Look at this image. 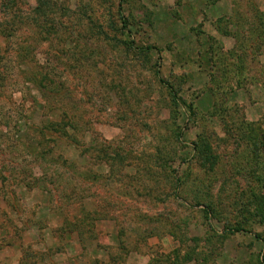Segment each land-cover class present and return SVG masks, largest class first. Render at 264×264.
Segmentation results:
<instances>
[{"label": "rangeland", "instance_id": "374dc122", "mask_svg": "<svg viewBox=\"0 0 264 264\" xmlns=\"http://www.w3.org/2000/svg\"><path fill=\"white\" fill-rule=\"evenodd\" d=\"M54 1L0 35V264H263L264 0Z\"/></svg>", "mask_w": 264, "mask_h": 264}, {"label": "trees", "instance_id": "16d2710c", "mask_svg": "<svg viewBox=\"0 0 264 264\" xmlns=\"http://www.w3.org/2000/svg\"><path fill=\"white\" fill-rule=\"evenodd\" d=\"M19 1L20 0H4L3 2L0 3V5L4 9V13L7 12L11 16V18L8 22L7 21L6 22H3V21L0 22V35L1 36H3V35L5 36L6 34H8L9 36L15 35L16 31L22 25L27 23V21H28V24L30 26L37 27V29H40V30L42 29L44 31H47V29L51 30L54 26H56L57 18H53V15H56L58 10H59L58 8H56V7H58L57 1H54V0H37L36 6L28 12L29 14L24 13V10L18 6ZM63 2L64 1H62V3ZM119 10H120V15H121L123 26L127 30L128 36H130L131 30H129L128 19L124 13L123 0L120 1ZM62 15H64V13H62ZM46 33H47V35H55L53 33L50 34L51 32H49V33L46 32ZM30 36H34V35L30 34ZM31 45H32L31 43L28 44V48ZM132 46L134 48L137 47V46H135V40L134 39H132L129 43V47H132ZM150 48L151 47H146V48L137 47V49L141 50L142 52L148 51ZM23 49H24V47H22V50ZM22 54L23 53L20 54L19 58L23 57ZM0 64H1V62H0ZM30 75H31L30 78L36 79L34 71H31ZM0 77H1V66H0ZM63 77H64V74H63V76H60L61 79H63ZM41 78L42 77L38 78V82L41 81ZM34 81H36V80H34ZM41 87H43V86H41ZM62 90L63 89H62L61 82L58 84H54V89L52 90L53 95H52V98L50 100L53 110H55V108L58 107L60 102L64 101L63 96L61 95ZM43 93H45V92H43ZM68 121H69V119L64 117L60 121H52V122H50L49 125H47V126L44 125L43 129L54 132V133H49V134L52 135L51 137L53 139L58 141V139L63 138L61 133L64 136H69V134L67 133V130H66L67 129L66 126L69 123ZM75 126L80 129L79 124L77 122H75ZM44 134L45 133L42 131L41 135L44 136ZM82 176L83 175H81L80 178H82ZM35 180L38 181V179H35ZM233 230L234 231H238V230L243 231L244 229L241 228V226H238V228L233 229ZM262 263L264 264V257H263Z\"/></svg>", "mask_w": 264, "mask_h": 264}]
</instances>
